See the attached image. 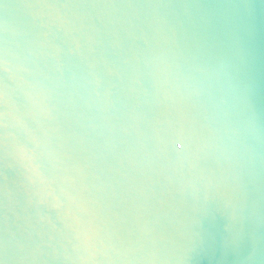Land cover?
<instances>
[{"label": "water", "instance_id": "water-1", "mask_svg": "<svg viewBox=\"0 0 264 264\" xmlns=\"http://www.w3.org/2000/svg\"><path fill=\"white\" fill-rule=\"evenodd\" d=\"M0 264H264V0H0Z\"/></svg>", "mask_w": 264, "mask_h": 264}]
</instances>
